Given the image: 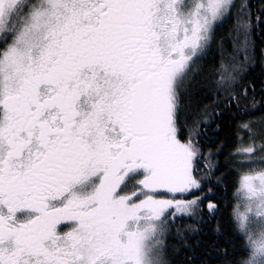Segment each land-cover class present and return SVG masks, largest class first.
<instances>
[{"label":"snow or ice","instance_id":"1","mask_svg":"<svg viewBox=\"0 0 264 264\" xmlns=\"http://www.w3.org/2000/svg\"><path fill=\"white\" fill-rule=\"evenodd\" d=\"M0 264H264V0H0Z\"/></svg>","mask_w":264,"mask_h":264}]
</instances>
